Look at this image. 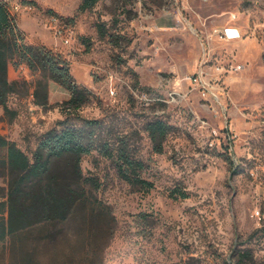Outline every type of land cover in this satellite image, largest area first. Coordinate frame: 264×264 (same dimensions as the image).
Segmentation results:
<instances>
[{
  "label": "rangeland",
  "instance_id": "obj_1",
  "mask_svg": "<svg viewBox=\"0 0 264 264\" xmlns=\"http://www.w3.org/2000/svg\"><path fill=\"white\" fill-rule=\"evenodd\" d=\"M83 3L10 0L25 42L59 54L90 91L78 115L100 120L105 139L125 137L154 184L131 186L97 151L83 157V174L99 180L94 193L115 219L102 264H231L242 250L264 264V0ZM51 15L74 30L72 44L52 34ZM226 28L235 34H214ZM20 65L10 63L20 87L9 110L0 107V135L31 156L65 119L70 95L49 82L47 104H36L38 74ZM199 75L213 93L190 82ZM156 120L169 127L161 152L146 131ZM177 189L188 197L173 198ZM5 191L0 177V200Z\"/></svg>",
  "mask_w": 264,
  "mask_h": 264
},
{
  "label": "trees",
  "instance_id": "obj_2",
  "mask_svg": "<svg viewBox=\"0 0 264 264\" xmlns=\"http://www.w3.org/2000/svg\"><path fill=\"white\" fill-rule=\"evenodd\" d=\"M96 2L84 0L81 9ZM8 6V1L0 0V107L7 112L9 96L19 91L20 83L8 78L14 59L38 74L36 104H47L49 82L70 96L64 103L65 119L41 135L31 156L0 135V177L6 185L0 200V264H102L115 219L94 193L99 180L83 174V157L97 151L131 186L150 191L154 184L142 177L145 163L133 155L125 137L105 139L100 120L78 115L90 102V91L76 83L69 63L59 54L25 42ZM98 31L104 37L108 34L104 25ZM168 130L162 121L148 123L146 131L157 152L162 151ZM171 196L185 199L188 194L177 189ZM233 258L231 264H257L250 250Z\"/></svg>",
  "mask_w": 264,
  "mask_h": 264
},
{
  "label": "built area",
  "instance_id": "obj_3",
  "mask_svg": "<svg viewBox=\"0 0 264 264\" xmlns=\"http://www.w3.org/2000/svg\"><path fill=\"white\" fill-rule=\"evenodd\" d=\"M6 1L9 2L8 10L13 15L12 7L10 5V0H6ZM48 25L52 34L57 39H59L64 45H70L75 41L74 30L62 17L58 15H51L48 18ZM214 34L218 35L222 39H228L229 37H232L235 34V29L233 28L216 29L214 31ZM19 69L22 71L27 70V66L25 64H21ZM190 82L199 86V88L203 91L204 94L214 92V90H212L213 87L210 85V81H206L205 79L202 78L201 75L192 76L190 78ZM256 214L259 215V211H256Z\"/></svg>",
  "mask_w": 264,
  "mask_h": 264
},
{
  "label": "crops",
  "instance_id": "obj_4",
  "mask_svg": "<svg viewBox=\"0 0 264 264\" xmlns=\"http://www.w3.org/2000/svg\"><path fill=\"white\" fill-rule=\"evenodd\" d=\"M11 69H12V68H11V66L9 65V66H8V78H9L10 81H11V78H10Z\"/></svg>",
  "mask_w": 264,
  "mask_h": 264
}]
</instances>
